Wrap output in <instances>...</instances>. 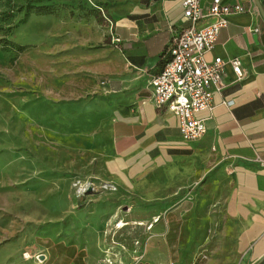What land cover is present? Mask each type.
Segmentation results:
<instances>
[{"label":"crops","instance_id":"obj_1","mask_svg":"<svg viewBox=\"0 0 264 264\" xmlns=\"http://www.w3.org/2000/svg\"><path fill=\"white\" fill-rule=\"evenodd\" d=\"M223 2L246 12L230 18L207 54L224 61L225 88L214 111L198 115L208 131L191 143L177 117L154 107L149 86L187 26L182 0L82 1L104 26L76 21L71 59L84 62L79 74L92 98L66 108L86 116L71 132L87 142V181L115 189L80 205L58 196L33 234L0 244V264H264V22L255 0ZM121 220L141 243L116 254L111 237Z\"/></svg>","mask_w":264,"mask_h":264},{"label":"rangeland","instance_id":"obj_2","mask_svg":"<svg viewBox=\"0 0 264 264\" xmlns=\"http://www.w3.org/2000/svg\"><path fill=\"white\" fill-rule=\"evenodd\" d=\"M82 1L0 0V244L33 234L58 196L72 194L80 205L103 190L83 193L76 186L89 185L90 175L82 172L88 158L80 154L87 142L71 132L86 116L66 108L92 98L88 78L79 74L84 62L71 59L76 21L96 18L104 26L103 14L87 13ZM117 226L116 254L141 243L134 224Z\"/></svg>","mask_w":264,"mask_h":264},{"label":"built area","instance_id":"obj_3","mask_svg":"<svg viewBox=\"0 0 264 264\" xmlns=\"http://www.w3.org/2000/svg\"><path fill=\"white\" fill-rule=\"evenodd\" d=\"M203 1L182 0V19L187 26L169 41L165 64L149 82L154 107L177 117L181 136L191 143L208 131L205 120L198 115L212 113L216 106L214 95L225 88L224 61L219 57L209 61L207 54L214 48L220 31L228 27L230 18L246 12L242 6L228 5L223 0L207 4ZM208 20L212 22L199 26ZM230 64L237 81H241L244 78L241 60L233 59ZM261 164L264 166V161ZM79 184L83 193L96 190L92 183H85L86 186L77 182L76 186ZM104 185L103 189H115L110 184Z\"/></svg>","mask_w":264,"mask_h":264},{"label":"water","instance_id":"obj_4","mask_svg":"<svg viewBox=\"0 0 264 264\" xmlns=\"http://www.w3.org/2000/svg\"><path fill=\"white\" fill-rule=\"evenodd\" d=\"M255 3H256V5H257V7L259 9L260 16H261V18H262V20L264 22V8L261 5V3L259 2V0H255Z\"/></svg>","mask_w":264,"mask_h":264},{"label":"bare ground","instance_id":"obj_5","mask_svg":"<svg viewBox=\"0 0 264 264\" xmlns=\"http://www.w3.org/2000/svg\"><path fill=\"white\" fill-rule=\"evenodd\" d=\"M88 185V184H87ZM141 225V224H140ZM125 226V224L121 223V225H119V228H123Z\"/></svg>","mask_w":264,"mask_h":264}]
</instances>
